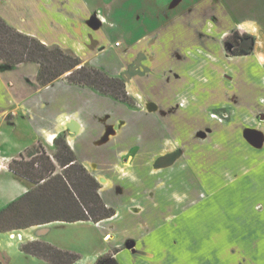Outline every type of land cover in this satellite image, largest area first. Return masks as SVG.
Here are the masks:
<instances>
[{
  "label": "crops",
  "instance_id": "obj_1",
  "mask_svg": "<svg viewBox=\"0 0 264 264\" xmlns=\"http://www.w3.org/2000/svg\"><path fill=\"white\" fill-rule=\"evenodd\" d=\"M204 1L187 23L184 38L192 44L152 55L155 42L132 38L130 26L125 35L131 43L124 41L119 53L120 41L108 43L106 30L109 21L118 27L115 21L78 0H0L9 25L72 50L84 63L106 54L120 67L149 65L145 76H132L127 91L134 103L128 104L66 77L43 87L39 65L0 62V211L33 186L17 178L11 162L39 144L53 158L55 140L64 135L117 212L99 223H71L103 229L106 242L97 255L114 254L119 264H264V0ZM234 30L255 38L253 53L228 55L224 39ZM195 39L204 46L195 47ZM221 110L230 118L211 120ZM23 126L32 133L21 141L15 131ZM210 208H217L214 221ZM64 224L28 228V241L78 252L82 238L44 240ZM20 231L7 233L22 238ZM2 247L1 241V262L10 263Z\"/></svg>",
  "mask_w": 264,
  "mask_h": 264
},
{
  "label": "trees",
  "instance_id": "obj_2",
  "mask_svg": "<svg viewBox=\"0 0 264 264\" xmlns=\"http://www.w3.org/2000/svg\"><path fill=\"white\" fill-rule=\"evenodd\" d=\"M234 36L240 37V34L235 33ZM232 37L226 40V44ZM245 38L252 39V49L255 38L247 34ZM250 51L241 50L235 54L245 55ZM0 62L7 66L39 65L38 81L43 87L66 77L70 84L94 89L121 102L134 103L124 79L84 63L70 49L47 45L37 37L18 31L1 16ZM55 146L53 158L39 144L30 148L21 159L11 162L10 169L17 178L33 186L28 193L0 211V234L55 222L99 223L116 215L115 208L109 207L101 196L102 185L79 162L64 135L56 138ZM23 250L50 264H73L79 259L77 254L42 241L29 242ZM95 264L119 262L114 254H105Z\"/></svg>",
  "mask_w": 264,
  "mask_h": 264
},
{
  "label": "rangeland",
  "instance_id": "obj_3",
  "mask_svg": "<svg viewBox=\"0 0 264 264\" xmlns=\"http://www.w3.org/2000/svg\"><path fill=\"white\" fill-rule=\"evenodd\" d=\"M175 2L176 0H78L79 5L84 6V4H89L92 9H97L104 15L107 14L108 16H110V20L115 21L116 26H118L119 28H111L113 26L109 24L111 22L109 21L106 26V30L109 34L108 39L110 42L108 43L112 44L116 41H120V45L122 47L117 49L119 53L124 52L126 48V44L123 43L124 41L128 45L129 43H131V41L128 40L129 38H127L125 35V33L127 32V27L130 26V28L135 29V33L132 38L137 39L140 36L146 35L147 39L155 42L154 47L150 49V53L152 55L159 53L163 47H167L172 50H181L183 48L181 45L184 46L192 44V40L185 39L188 35L187 29L188 27L190 28V25L187 23H192L191 19H194L195 17L192 9L194 7H202L205 1L184 0L178 3L176 7L169 9V7H171V5H173ZM193 3L197 4L193 6ZM167 20L170 21L165 24V27L169 28H162L164 22H166ZM159 37L162 41H165L162 47L161 43H158L157 41ZM249 43H252L251 40H249ZM193 44H196L195 47L204 46L203 43L198 39H195V41H193ZM109 45V52L107 53L113 54V52L111 51L112 47H109ZM192 46L190 45V47ZM225 49L229 55L234 48L229 45L228 47L225 46ZM181 52L182 51H179L180 54H182ZM89 65L106 71L111 76H115L112 73L120 72L121 75L116 77H120L122 79L123 77H126L124 81L126 82L127 90L129 89V86L133 84V82H131L132 76H145L149 71V65L147 63L140 64L137 62H132L127 64L125 67H122V65L120 67L119 62L116 58L112 56L108 57L106 54H99L98 56L93 55ZM210 118L211 120L220 123L227 121L230 116L227 112L221 110L210 114ZM31 133V129L27 128V126H23L19 130L15 131V134L19 135H16V139H20L21 141L28 140L31 136ZM180 149L181 153L183 152L182 150H188L187 147H184V149ZM185 166L187 165L185 164ZM200 193L201 192H197L198 195ZM200 195L204 197L205 193L202 192ZM206 203H208L209 205L211 201H206ZM210 209V214H208L212 216L210 218L214 221L216 218L217 208ZM196 215H199L201 217L203 216L202 218L207 217V213H203V211L201 210H198L196 212ZM211 225L213 226L212 229H214L215 223H211ZM195 227L197 230L196 233L201 235L204 232L202 227L198 228V225H196ZM31 233L32 231L29 229L20 231V234L23 236L22 238L18 233H16L15 237H12L9 233H1L0 242L2 241V248L4 251H8L10 253L12 261L10 263H2V259L0 258V264H50L47 261L42 260L36 256L28 255L23 250V246L29 243L28 238H30ZM216 233H218V230L214 233V235ZM103 234V229L94 224L74 225L71 223H65L64 225L53 228L52 232L44 237V240L55 238L61 239L62 242H64V239L66 241L75 242L79 238H82V243L79 244L78 252H72L79 256V259L73 264H95L98 258L102 256L97 254H99L103 250L105 245L104 242H106L102 238ZM79 242L80 239L76 243ZM179 246L185 248L187 245Z\"/></svg>",
  "mask_w": 264,
  "mask_h": 264
},
{
  "label": "flooded vegetation",
  "instance_id": "obj_4",
  "mask_svg": "<svg viewBox=\"0 0 264 264\" xmlns=\"http://www.w3.org/2000/svg\"><path fill=\"white\" fill-rule=\"evenodd\" d=\"M235 33H239L240 34V37H238V36H234V34ZM245 34H247V35H250V34H248V33H246V32H241V31H239V30H234L233 32H231L225 39H224V45L225 46H232L234 49L232 50V52H230V56H241V55H236L235 54V52L236 51H241V50H251L250 52H249V54H251V53H253V51H254V47L251 49V43H249V40H251V42H252V39H246L245 38ZM231 36H233L232 38V40H231V42L229 43V44H226V40L229 38V37H231ZM251 36V35H250ZM235 37V38H234ZM252 38H254L253 36H251ZM250 44V45H249ZM255 46V45H254ZM245 55H247V54H245ZM137 63H139V61H136ZM124 79V78H123Z\"/></svg>",
  "mask_w": 264,
  "mask_h": 264
},
{
  "label": "built area",
  "instance_id": "obj_5",
  "mask_svg": "<svg viewBox=\"0 0 264 264\" xmlns=\"http://www.w3.org/2000/svg\"><path fill=\"white\" fill-rule=\"evenodd\" d=\"M97 18L100 20V16H99V15H97ZM100 22H101V20H100ZM117 46H120V44L118 43ZM4 168H5L4 165H0V171H1L2 169H4Z\"/></svg>",
  "mask_w": 264,
  "mask_h": 264
},
{
  "label": "water",
  "instance_id": "obj_6",
  "mask_svg": "<svg viewBox=\"0 0 264 264\" xmlns=\"http://www.w3.org/2000/svg\"><path fill=\"white\" fill-rule=\"evenodd\" d=\"M99 20V19H98ZM99 22H100V20H99ZM101 23V22H100ZM124 79H126V77H123ZM249 133V135L252 133V132H248ZM248 135V134H247Z\"/></svg>",
  "mask_w": 264,
  "mask_h": 264
}]
</instances>
